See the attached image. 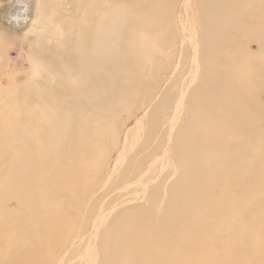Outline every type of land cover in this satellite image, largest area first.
I'll list each match as a JSON object with an SVG mask.
<instances>
[{"label":"rangeland","instance_id":"1","mask_svg":"<svg viewBox=\"0 0 264 264\" xmlns=\"http://www.w3.org/2000/svg\"><path fill=\"white\" fill-rule=\"evenodd\" d=\"M11 2L0 0V42L6 46L5 56L3 54L0 59V88L3 90L0 92V264H115L114 255H107L116 248L118 252L123 251L121 257L127 259L126 264H242L244 257H238L235 263L227 244L233 240L232 232L245 230V226H239L238 208L227 196L229 191L218 187L209 189L206 207L187 215L184 214L188 209H182L180 213L185 220L181 225L177 222L166 224L167 205L152 203L149 191L159 186L171 171L164 169L162 172L163 169L156 168V161H144L145 153L135 154L145 138L143 133L147 123L156 116L154 108L163 98H166L167 106L160 126L161 134H165L167 140H174L177 129L185 120L186 110L183 109H187L189 96L198 81H191L188 74L184 76L186 69L180 65L182 57L180 62H177L176 54L171 61L167 60L171 63L164 61L161 72L157 73L156 65L159 59L163 61L167 57V50L161 56L159 53L152 55L140 70L135 52L129 61L138 68L134 86L125 88V95L131 90L133 101L123 112L119 106H124L125 102L118 98L114 106L98 118L109 123L104 139L99 144L88 142L85 149L80 150L79 127H75L74 150L68 156L45 157L47 149L41 146L43 140L50 136V129L48 133L42 132L45 121L49 117L55 120L62 118L74 102L57 91L62 80L59 76L62 67L58 59L37 44V35H29L26 42L23 40L25 29L9 28L14 26L8 17ZM169 2L173 6L168 22L175 42L173 51L180 52L183 42H196L198 49L201 45L197 33L190 29L186 35L183 26L191 25L189 21L193 16L192 23L196 25L197 32L200 30L197 18L200 3L191 0ZM185 3L193 13L186 17L187 23H182L179 14ZM117 4L122 5L123 0H118ZM242 9H246L245 4ZM77 16L72 14L71 18ZM246 36L242 37V46L256 60L264 61L263 44L253 36ZM156 41L160 42L159 34ZM65 65L71 66V63ZM10 87L15 88L14 92L8 90ZM263 92L264 87L254 94L247 92L241 109L242 118L246 121L244 132L262 143ZM178 102L181 106L176 111ZM79 104L82 110H77L76 118L85 121L92 110L85 100H80ZM230 104L238 106L235 100ZM136 127H141V132ZM90 129L93 131L94 127L90 126ZM233 133L239 135L237 131ZM167 143L157 151L155 160L167 158L166 153L170 149L184 156L182 144L177 143L173 149ZM118 151L122 152L118 154ZM254 159L258 165L256 171L264 173V149ZM208 160L199 159L204 167L210 168ZM109 166L112 167L110 170ZM129 166L130 174L121 178ZM257 180L254 182L258 187L253 186L250 196L241 203L242 207L251 203L257 208L256 203L264 200V181ZM117 233H120L119 239H116ZM252 244L258 253L248 264H264L262 229L252 239ZM119 258L117 253L115 261Z\"/></svg>","mask_w":264,"mask_h":264},{"label":"bare ground","instance_id":"2","mask_svg":"<svg viewBox=\"0 0 264 264\" xmlns=\"http://www.w3.org/2000/svg\"><path fill=\"white\" fill-rule=\"evenodd\" d=\"M117 1L72 0L69 3V0L68 2L67 0H12L11 2L8 17L14 26L9 28L25 29L23 40L26 42L29 35H37V44H40L50 55L52 54L56 60L58 59L57 62L62 67L59 75L62 80L56 90L63 93V96H69L74 102V106L68 107L62 118L55 120L49 117L45 121L42 132L48 133L50 129V136L43 140L41 146L42 149H47L45 157L68 156L75 148L73 146L75 127H79L80 150L85 149L88 142L99 144L107 134L109 123L99 121L98 118L105 115L118 98L125 102L124 106H119L120 111L129 109L128 103L133 101V97L131 98V90L125 95V88L130 89L134 86L137 69L146 66L152 55L158 53L160 55L166 50L167 57L163 61L159 59L156 65L157 73L161 72L164 61L168 59L171 61L175 54L177 62H180L182 57L180 65H184L186 69L184 76L188 74L191 81H198L189 96L187 109L182 107L186 110L184 118L187 121L184 120L180 124L172 142L167 140L165 134H161L160 126L167 106L166 98H163L154 108L157 113L147 123V129L145 126L142 127L143 130L145 128L144 133L142 132L145 138L135 153L136 155L145 153L148 158L145 156L143 160L156 161V168L163 169L162 172L165 171L164 169L171 171L159 186L149 191V199L152 203L167 205L166 224L177 222L181 225L185 220L184 215L206 207L204 205L207 204L209 189L214 187L226 189L229 191L227 196L232 200V205L238 208L239 226L242 228L245 226L243 232L231 233L233 240L227 243L228 248L234 256L235 263L238 257L243 256L245 259L243 262L248 264L258 253L257 248H252L254 246L252 239L259 234L260 229L264 232V200L256 203L257 208L251 206V203L242 207L241 203L250 196L253 186L258 187L254 182L256 178L257 181H264V173L256 171L258 165L254 159L255 155L264 149V143L244 132L246 121L242 118L241 109L245 105L247 92L254 94L264 87V73H262L264 61L256 60L241 42L244 35L253 36L264 46V0H191L200 3L197 13L200 30L196 31V25L192 23L193 16L189 21L191 25L185 24L183 28L186 35L190 29H194L197 37L200 38L201 46L197 49L196 42L191 44L183 42V46L179 47L180 52L172 49L175 42L171 38L168 22L173 6L169 0H123L122 5H118ZM244 4L247 10L242 9ZM192 13L185 3L184 8L180 10L179 21L187 23L186 17ZM72 14L78 16L71 18ZM158 34L159 43L156 41ZM5 49L6 46L0 42V59ZM135 52L139 58L138 68H134L129 63ZM67 63H71V66H66ZM120 79V82H116ZM8 90L14 92L15 88L10 87ZM2 91L0 88V92ZM80 100H85L92 110L85 121L76 118L77 110H82ZM231 100L237 101L238 106L232 107ZM180 106L178 102L175 106L176 111ZM90 126L94 127L93 131L88 130ZM140 128H137L139 132H141ZM162 128L164 129L163 126ZM235 131L239 135L236 136L233 133ZM166 143L172 145L173 149L177 143L182 144L184 156L170 149L166 153L167 158L155 160L157 151H160ZM190 151L193 153L189 154ZM121 152L118 151V154ZM206 158L209 159L210 168L204 167L199 161ZM130 167L124 171L121 178H127ZM110 168L112 167L109 166V170ZM23 171L28 170L23 169ZM175 174H179L177 178L174 177ZM143 196L145 197V194ZM182 209H188L184 215L180 213ZM119 238L120 233H117L116 239ZM115 250L107 256L114 255L115 264H126L127 259L121 257L123 251L118 252V248ZM117 253L120 258L116 262Z\"/></svg>","mask_w":264,"mask_h":264}]
</instances>
